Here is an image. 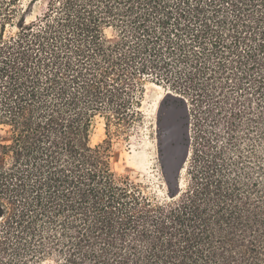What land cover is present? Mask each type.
<instances>
[{
	"label": "trees",
	"instance_id": "trees-1",
	"mask_svg": "<svg viewBox=\"0 0 264 264\" xmlns=\"http://www.w3.org/2000/svg\"><path fill=\"white\" fill-rule=\"evenodd\" d=\"M26 12L0 0V264H264V0ZM148 83L188 103L183 187L165 198L113 162Z\"/></svg>",
	"mask_w": 264,
	"mask_h": 264
},
{
	"label": "rangeland",
	"instance_id": "rangeland-1",
	"mask_svg": "<svg viewBox=\"0 0 264 264\" xmlns=\"http://www.w3.org/2000/svg\"><path fill=\"white\" fill-rule=\"evenodd\" d=\"M23 3L27 9L23 18L29 23L44 14L48 0H23ZM9 30L18 31V25ZM107 36L115 39L117 32L109 29ZM185 103L186 99L170 89L148 83L141 109L144 119L138 134L135 133L129 142L114 141L113 162L116 169L132 180L150 186V190L161 198L172 192L178 195L183 187L187 157ZM6 136L0 130V138ZM107 138L104 121L97 119L92 129L91 144L97 146ZM171 148L178 153L174 171L168 166Z\"/></svg>",
	"mask_w": 264,
	"mask_h": 264
},
{
	"label": "bare ground",
	"instance_id": "bare-ground-1",
	"mask_svg": "<svg viewBox=\"0 0 264 264\" xmlns=\"http://www.w3.org/2000/svg\"><path fill=\"white\" fill-rule=\"evenodd\" d=\"M186 114V113H185ZM188 149V148H187ZM188 151V150H187ZM187 151H186V155H187ZM177 151H175L174 149H170V157H171V159H170V161H169V163H168V166H169V170H173L174 171V169H175V167H176V165H177ZM185 158H186V156H185Z\"/></svg>",
	"mask_w": 264,
	"mask_h": 264
}]
</instances>
